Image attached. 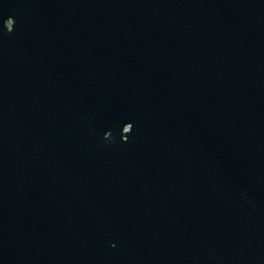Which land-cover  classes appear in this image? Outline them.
Returning a JSON list of instances; mask_svg holds the SVG:
<instances>
[{
	"label": "water",
	"instance_id": "95a60500",
	"mask_svg": "<svg viewBox=\"0 0 264 264\" xmlns=\"http://www.w3.org/2000/svg\"><path fill=\"white\" fill-rule=\"evenodd\" d=\"M0 264H264V0H0Z\"/></svg>",
	"mask_w": 264,
	"mask_h": 264
}]
</instances>
